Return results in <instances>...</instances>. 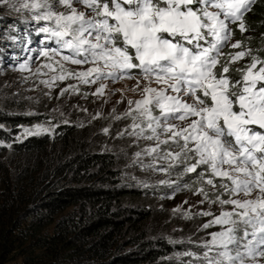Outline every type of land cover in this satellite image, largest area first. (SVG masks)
Masks as SVG:
<instances>
[{"label":"snow or ice","instance_id":"snow-or-ice-1","mask_svg":"<svg viewBox=\"0 0 264 264\" xmlns=\"http://www.w3.org/2000/svg\"><path fill=\"white\" fill-rule=\"evenodd\" d=\"M254 2L0 0L15 11L37 10L33 17L37 21H53L55 28L40 31L51 32L58 44L80 57L65 55L63 59L75 65H96L76 74L84 83L94 74L119 79L138 70V79L160 85L143 87V98L129 102L135 103V112L126 113L133 115L132 128L138 129L132 135L156 142L145 155L155 153L154 159L161 163L174 162L181 169L179 175L195 173L203 182L207 174L212 177L208 185L230 196L256 194L251 199L218 201L235 210L212 222L225 230L212 237V247L218 251L213 258L205 253L208 264H246L249 258L259 264L257 257L264 258V60L253 57L237 81L228 78V64L251 57V52L240 51L224 63L220 60L231 25L246 31L244 16ZM59 6L66 11H58ZM176 120L187 124L178 125ZM146 129L150 135H144ZM41 131L48 129L38 127L28 134ZM161 144L173 145L172 151L165 152ZM213 178L228 183L214 185Z\"/></svg>","mask_w":264,"mask_h":264},{"label":"trees","instance_id":"trees-1","mask_svg":"<svg viewBox=\"0 0 264 264\" xmlns=\"http://www.w3.org/2000/svg\"><path fill=\"white\" fill-rule=\"evenodd\" d=\"M244 23L233 37L251 57L228 64L232 81L253 57L264 60V0ZM222 53L221 63L235 55L231 47ZM120 120L71 117L21 137L32 116L0 99V264H189V251L225 230L212 218L229 193L208 185L207 174L202 182L179 175L176 164L162 172L144 164L147 150L134 156L130 121Z\"/></svg>","mask_w":264,"mask_h":264},{"label":"rangeland","instance_id":"rangeland-1","mask_svg":"<svg viewBox=\"0 0 264 264\" xmlns=\"http://www.w3.org/2000/svg\"><path fill=\"white\" fill-rule=\"evenodd\" d=\"M76 7L81 11H86L81 5H76ZM57 10L66 11L63 6H59ZM37 14H39L37 10L15 11L0 4V99L3 102L11 100L16 110L32 116L33 119L31 123L21 126L22 131L19 135L26 136L31 130L35 132L38 127L53 129L58 122L69 120L71 117L91 115L98 120L106 117H111L113 121L128 120L130 122L124 128L133 139L134 147L138 148L133 152L134 156L140 159L141 157L136 155L140 152V147L148 150L155 147L156 142L132 135L138 129L132 128L133 115L126 116V113L135 112V103L129 102L143 98L141 93L143 87L159 88L160 85L138 79V70H134L131 77L125 74L119 79L94 74L88 78L89 83H84L76 74L87 71L96 65L91 62L75 65L70 60L65 61L63 59L65 55L73 58L80 57L72 50L58 44V38L52 36L51 32H41V28H55L56 26L53 21L33 19ZM233 26L234 24L231 25V29ZM233 43H237V41L231 32L230 40L222 47V52L224 49L230 48ZM231 49L235 51V54L240 52V48L231 47ZM45 51L48 52V56H44ZM60 75H64L65 78L63 80L54 79ZM102 87L103 92H101ZM153 114L155 115L156 112ZM174 123L186 126L187 121L176 120ZM150 134V131L146 129L144 135ZM165 138V136H161V139ZM160 148L169 152L172 151L173 146L161 144ZM155 156V153L149 155L145 160L147 163L144 162V164H151V167L157 172H162L164 169L177 170L174 167V162L161 163L159 159H154ZM169 163H172L171 168L168 167ZM167 184H172V182L168 181ZM255 195L253 193L251 196H230L227 200L233 198L251 199ZM200 201L203 200L197 199L193 205H197V203L201 205ZM214 208L216 215L219 216H214L213 221L221 217L224 212L235 210L233 205L219 202ZM195 213H200V217L203 219L208 218L205 214L208 212H201L200 209H197ZM212 225L225 227L214 223ZM219 232L213 233L209 240L199 242L198 246L201 250L198 252H188L194 259L189 264H208L205 253H208L209 258L216 257L218 249L212 247V237ZM209 248L212 250L209 251ZM257 261L259 264H264V258L257 257ZM246 264H256V262L249 258Z\"/></svg>","mask_w":264,"mask_h":264}]
</instances>
